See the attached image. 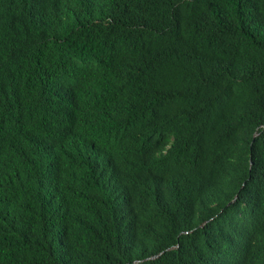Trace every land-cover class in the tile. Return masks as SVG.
Instances as JSON below:
<instances>
[{
	"label": "trees",
	"instance_id": "obj_1",
	"mask_svg": "<svg viewBox=\"0 0 264 264\" xmlns=\"http://www.w3.org/2000/svg\"><path fill=\"white\" fill-rule=\"evenodd\" d=\"M18 29L0 49L7 80L24 56L52 54L115 164L111 181L76 190L114 210L82 214L97 264H264V0H0V34Z\"/></svg>",
	"mask_w": 264,
	"mask_h": 264
},
{
	"label": "clouds",
	"instance_id": "obj_2",
	"mask_svg": "<svg viewBox=\"0 0 264 264\" xmlns=\"http://www.w3.org/2000/svg\"><path fill=\"white\" fill-rule=\"evenodd\" d=\"M86 14L83 9V17ZM20 31L13 36L1 33L0 49ZM52 38L68 43L57 33ZM52 57L39 51L24 56L17 85H12L0 68V264H4L3 257L14 264H31L38 257L42 264H97L100 253L91 239L95 230L82 214L94 210L104 221L115 218L114 210L107 212L108 202L77 198L78 187L88 190L97 182L111 181L116 169L113 161L101 160L84 120L70 104L68 95L76 96L63 80V68L49 71ZM94 95L85 93L83 99ZM111 193L112 186L108 198ZM23 194L27 202L20 211L13 204ZM28 234L34 239L23 241ZM213 240L207 237L204 242ZM37 243H43V248L35 247ZM235 250L241 257L237 242ZM241 262L245 264L246 259Z\"/></svg>",
	"mask_w": 264,
	"mask_h": 264
}]
</instances>
